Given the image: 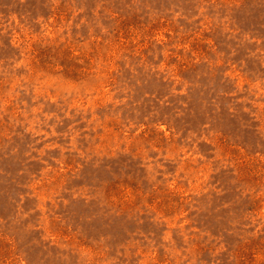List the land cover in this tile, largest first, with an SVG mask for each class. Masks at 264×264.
Instances as JSON below:
<instances>
[{
    "label": "rangeland",
    "instance_id": "obj_1",
    "mask_svg": "<svg viewBox=\"0 0 264 264\" xmlns=\"http://www.w3.org/2000/svg\"><path fill=\"white\" fill-rule=\"evenodd\" d=\"M0 264H264V0H0Z\"/></svg>",
    "mask_w": 264,
    "mask_h": 264
}]
</instances>
